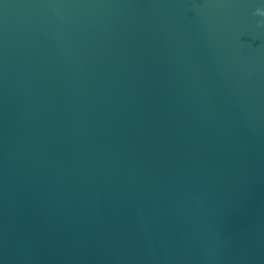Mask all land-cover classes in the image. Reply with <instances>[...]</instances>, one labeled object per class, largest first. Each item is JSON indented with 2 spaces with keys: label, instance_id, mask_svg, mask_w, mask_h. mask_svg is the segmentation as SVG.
Instances as JSON below:
<instances>
[{
  "label": "water",
  "instance_id": "95a60500",
  "mask_svg": "<svg viewBox=\"0 0 264 264\" xmlns=\"http://www.w3.org/2000/svg\"><path fill=\"white\" fill-rule=\"evenodd\" d=\"M0 264H264V0H0Z\"/></svg>",
  "mask_w": 264,
  "mask_h": 264
}]
</instances>
